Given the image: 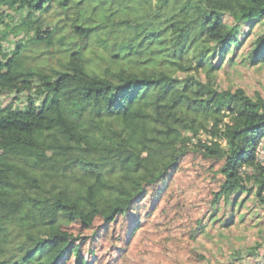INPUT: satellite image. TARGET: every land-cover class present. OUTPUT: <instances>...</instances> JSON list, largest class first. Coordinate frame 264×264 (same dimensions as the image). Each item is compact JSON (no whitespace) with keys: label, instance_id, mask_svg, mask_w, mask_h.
Listing matches in <instances>:
<instances>
[{"label":"trees","instance_id":"16d2710c","mask_svg":"<svg viewBox=\"0 0 264 264\" xmlns=\"http://www.w3.org/2000/svg\"><path fill=\"white\" fill-rule=\"evenodd\" d=\"M263 20L264 0H0V264H92L68 227L159 199L191 151L223 161L214 206L264 210V98L217 74ZM55 44L58 66L30 63Z\"/></svg>","mask_w":264,"mask_h":264},{"label":"rangeland","instance_id":"374dc122","mask_svg":"<svg viewBox=\"0 0 264 264\" xmlns=\"http://www.w3.org/2000/svg\"><path fill=\"white\" fill-rule=\"evenodd\" d=\"M263 31L264 20L243 27L242 43L217 71L221 88H243L252 97L260 93L264 98V63L252 65L245 60ZM59 50L57 44L52 48L42 45L30 52L29 61L58 66ZM3 100L6 104L9 97ZM257 155L264 160V136ZM222 165V160L191 151L164 183L159 199L151 188L131 215L120 216L110 228L98 218L96 233L79 223L68 230L75 237L88 238L82 250L92 264H264V210L254 195L243 196L236 204L221 201L213 205L214 194L224 181ZM137 221L140 225L133 230ZM258 242L262 243L259 257L236 258Z\"/></svg>","mask_w":264,"mask_h":264}]
</instances>
